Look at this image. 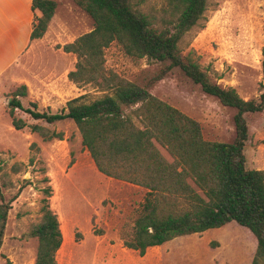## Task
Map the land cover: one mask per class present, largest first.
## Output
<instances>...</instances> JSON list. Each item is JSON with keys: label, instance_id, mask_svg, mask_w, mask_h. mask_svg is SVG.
I'll use <instances>...</instances> for the list:
<instances>
[{"label": "rangeland", "instance_id": "1", "mask_svg": "<svg viewBox=\"0 0 264 264\" xmlns=\"http://www.w3.org/2000/svg\"><path fill=\"white\" fill-rule=\"evenodd\" d=\"M54 1L49 47L36 53L23 76L0 87V203L11 206L0 264H34L37 240L26 234L41 217L46 188L51 191L48 203L59 217L61 232L65 230L68 235V239L62 237L57 264H251L257 241L234 221L200 234L177 237L147 249L143 256L125 248L122 237L132 230L147 190L98 172L70 119L48 124L16 109L13 117L21 119L25 127L14 129L8 102L24 82L26 96L19 100L24 108L31 109L35 102L41 112L53 113L45 105L38 106L34 97L43 98L41 103L47 101L48 94L60 98L54 108L59 113L65 109L66 99L83 96L82 102L89 103L106 93L92 84H73L65 74L67 68H59L60 62L75 66L76 56L71 54L67 60L62 47L94 25L75 0ZM130 1L150 18L153 27L162 26L161 19L167 16L164 0ZM178 48L212 83L233 88L244 100L257 99L264 89V0H207L203 18L182 36ZM165 65L145 57H130L117 42L104 50L105 72L148 86L151 95L197 121L205 140L231 142L235 137V109L202 92L180 69H172L162 80L149 85ZM245 119V168L264 170V110L245 114ZM33 126L61 133L62 139H44L32 130ZM161 152L166 156L164 150Z\"/></svg>", "mask_w": 264, "mask_h": 264}, {"label": "trees", "instance_id": "2", "mask_svg": "<svg viewBox=\"0 0 264 264\" xmlns=\"http://www.w3.org/2000/svg\"><path fill=\"white\" fill-rule=\"evenodd\" d=\"M75 1L94 26L62 47L63 52L76 56L67 78L106 93L89 103L82 102L83 96L70 99L65 109L49 113L36 110L34 102L33 109L24 108L18 97L26 96V86L21 85L8 102L14 129L25 127L13 117L16 109L48 124L70 119L98 172L147 190L132 230L122 237L125 248L143 256L149 247L234 221L257 241L251 264H264V170L246 169L243 154L248 139L245 114L264 110V89L257 99L244 100L233 88L212 83L178 48L182 36L203 18L207 0H164L168 18L162 17L160 28L153 27L130 0ZM31 7L39 12L31 32L34 40L45 34L56 2L32 0ZM113 42L130 57L167 63L149 85L178 68L202 92L234 108V139L229 143L205 140L197 121L151 95L148 86L105 72L104 50ZM261 69L264 81V49ZM32 130L47 140L62 139L61 133H49L39 126ZM43 193L41 217L26 236L37 240L34 264H57L63 236L59 217L48 203L51 191L46 188ZM10 209V203H0V248Z\"/></svg>", "mask_w": 264, "mask_h": 264}, {"label": "crops", "instance_id": "3", "mask_svg": "<svg viewBox=\"0 0 264 264\" xmlns=\"http://www.w3.org/2000/svg\"><path fill=\"white\" fill-rule=\"evenodd\" d=\"M31 5L32 0H0V87L5 86L7 83H11L12 79L20 78L21 75L23 76L27 71L29 61L41 50V48H48L50 45L49 33L55 21V13L48 23L45 34L39 39L32 40L31 32L34 16L39 15V12H33ZM73 40L69 42L71 43ZM62 54L67 60H70L69 56H71V53L62 51ZM64 66L67 68L65 74L74 67L72 62L69 65L60 62L59 68L63 69ZM22 79L25 80L24 78L19 80ZM26 84L27 83L24 82V85ZM34 98L39 102L37 103L38 106L45 105L51 112L57 113V110L54 108L57 106L56 104L60 101V98L48 94L45 103H41L43 100L41 97L40 100L37 97ZM68 100L69 99L64 100L63 106ZM63 106L61 105L60 109H63Z\"/></svg>", "mask_w": 264, "mask_h": 264}, {"label": "bare ground", "instance_id": "4", "mask_svg": "<svg viewBox=\"0 0 264 264\" xmlns=\"http://www.w3.org/2000/svg\"><path fill=\"white\" fill-rule=\"evenodd\" d=\"M62 236L64 238V240L68 237V235L66 234L65 230H62ZM68 239V238H67ZM66 245V244H65ZM90 245V244H89Z\"/></svg>", "mask_w": 264, "mask_h": 264}]
</instances>
